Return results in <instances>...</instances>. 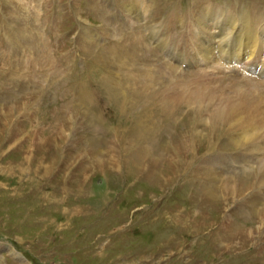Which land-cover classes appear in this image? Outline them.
I'll use <instances>...</instances> for the list:
<instances>
[{"label":"rangeland","instance_id":"obj_1","mask_svg":"<svg viewBox=\"0 0 264 264\" xmlns=\"http://www.w3.org/2000/svg\"><path fill=\"white\" fill-rule=\"evenodd\" d=\"M35 1L39 6L0 0V14L9 20L0 18V239L23 252L18 264L25 258L26 264H242L250 242L264 238V181L253 178L262 177L257 171L264 163L244 172L221 158V177L204 167L245 146L251 126L260 135L263 99L250 113L238 98L242 91L227 79L210 83L223 86V97L165 100L179 83L169 82V71L148 51L137 53L133 44L124 50L142 22L122 24L116 17L124 9L134 13L131 2L137 13L149 4L144 34L135 38L164 62L148 30L170 23L178 39L185 29L171 21L194 19L210 1L247 7L258 19L264 0ZM201 19L209 25L212 17ZM84 25L115 36L113 68H101L108 61L101 43L81 49ZM46 42L67 63L61 74ZM147 67L153 81L130 88ZM243 210L260 216L247 224L237 219ZM259 244L251 260L264 264ZM10 252L0 240V260L16 264Z\"/></svg>","mask_w":264,"mask_h":264},{"label":"bare ground","instance_id":"obj_2","mask_svg":"<svg viewBox=\"0 0 264 264\" xmlns=\"http://www.w3.org/2000/svg\"><path fill=\"white\" fill-rule=\"evenodd\" d=\"M205 9H206V11H205V14L204 15H202L201 14V18L202 17H212L213 19H215V15H216V13L217 12H219V10H217V9H215V8H212V6H210L209 8H208V6H207V8L205 7ZM131 10V9H130ZM204 13V12H203ZM221 14H223V15H225L226 17H225V19H224V23H223V27H222V29H223V31L224 32H226L225 34H224V36L226 37V38H229V36H230V34L233 32V29H235L237 26H238V23H239V21L240 22H244L248 17H247V15L246 16H243V17H237V16H235L234 14H232L231 12H228V11H225V10H223V11H221ZM216 28V26L215 25H211V22H210V24L209 25H207V28H211V29H213V28ZM262 30V31H264V25H262V27H257V26H254L253 27V31H251V33L249 34V33H246L249 37H251V36H255V37H259L260 35H261V33L258 35V33H257V31L258 30ZM239 32H240V29H237V34H239ZM264 33V32H263ZM224 36H222V38H221V40L223 41V42H229ZM238 38H239V35H238V37H237V40H238ZM235 44H239V47H238V53H248V55L247 56H249V55H251V54H254V48L255 49H257V51H256V53H258L257 54V56L255 57V59L257 60H260V58L262 57V54H264V45L263 46H261V48L259 49V47H258V42H257V44L256 45H252V43H250V44H248V43H244V41H243V38L241 37V39L240 40H238ZM211 50H212V48L210 47V46H206L205 47V52H207V54L208 55H210V53H211ZM262 60L264 61V58H262ZM250 86H252V85H250ZM229 104V103H228ZM244 104V103H243ZM239 109V108H238ZM246 117V116H245ZM246 119H247V117H246ZM236 124V123H235ZM240 125V124H239ZM249 125V124H248ZM219 127V126H218ZM227 127V126H226ZM225 129V128H224ZM231 132V131H230ZM251 135V134H250ZM181 145V144H180ZM178 159H176V161H177ZM181 160V159H180ZM144 167V166H143ZM259 169V168H258ZM263 169V168H262ZM262 169H259L257 172L260 174V175H262V177H258V174H255V175H253V178H255V182L259 179V180H261V179H263V180H261V181H264V171L262 170ZM249 178V177H248ZM170 182V181H169ZM260 185H263V182L262 183H259ZM225 196V195H224Z\"/></svg>","mask_w":264,"mask_h":264}]
</instances>
